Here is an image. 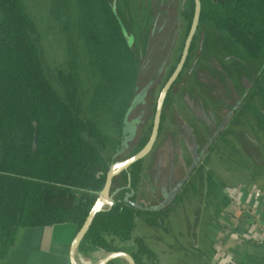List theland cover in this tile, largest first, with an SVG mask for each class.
Listing matches in <instances>:
<instances>
[{
	"label": "trees",
	"instance_id": "obj_1",
	"mask_svg": "<svg viewBox=\"0 0 264 264\" xmlns=\"http://www.w3.org/2000/svg\"><path fill=\"white\" fill-rule=\"evenodd\" d=\"M77 2L81 36L104 81L95 88L91 106L96 110L112 105L117 133L103 131L94 118L83 115L80 79L75 72L60 73L63 93L54 87L45 72L37 24L23 1L0 0V263L10 254L23 228L70 223L80 230L104 187L111 164L139 151L151 132L148 127L132 149L120 155L128 138L125 122L140 71L134 40L110 0ZM194 11V0L180 11L188 24L182 50ZM201 25L225 31L242 47L246 57L262 61L247 96L257 92L264 100V0H201L198 28ZM196 37L183 71L189 65ZM181 54L182 51L170 74ZM242 106L240 109L246 112H257L250 105ZM164 118L165 114L162 123ZM257 118L264 134V109L257 112ZM233 131L223 130L216 142L221 138L228 142L225 134ZM143 167L141 159L114 179V185L122 182L123 188L115 194L110 208L94 216L79 246L82 254L120 251L121 243L133 239L139 215L146 216L150 224L163 225L174 203L159 209L137 203ZM206 186V196L222 202L217 212L229 205L225 186L212 173L207 176ZM137 242L140 255L151 254L141 239ZM139 254L135 258L140 262Z\"/></svg>",
	"mask_w": 264,
	"mask_h": 264
},
{
	"label": "rangeland",
	"instance_id": "obj_2",
	"mask_svg": "<svg viewBox=\"0 0 264 264\" xmlns=\"http://www.w3.org/2000/svg\"><path fill=\"white\" fill-rule=\"evenodd\" d=\"M22 1L31 18L37 24L38 45L45 72L51 83L60 93H63L60 73L75 72L80 79L83 115L94 118L103 131L116 135L112 120V105L101 106L96 110H93L91 106L95 88L104 81L85 39L81 36L78 26L77 0H67L64 3L54 2V0ZM110 1L117 6L128 32L134 35L133 50L140 67L135 90L137 94L146 89L160 69L163 60L159 53L156 58L152 56L153 54L151 55L154 48L153 42L156 39V37L155 39L147 38L152 28V17L141 24L140 16L147 17L149 13H152L154 17L156 10L161 8L162 2L170 5L168 9L170 28L168 27L169 32L166 33L168 37L166 50L171 53L170 65L166 66L165 71L160 73L161 75L159 74L154 90L147 91V104L143 105L139 101L128 113L127 120L133 122L134 128H136L134 132L137 133L139 127L143 125L142 122H145L146 127L152 124L154 104L167 79L170 66L176 63L182 51V41L188 24L181 16L180 11L187 9L191 0ZM174 29L177 38H172ZM196 36V46L189 65L183 71L181 79L172 92L175 97V110L172 113L170 109L164 126L168 129L172 124L191 126L197 122L200 125L203 121L206 129L209 130L205 136H212L216 126L229 115H233V121L226 128L234 130L232 134H225V139L228 142L222 141L221 138L213 144L214 146L202 157L198 168L191 172L186 187L194 208L203 204L202 206L205 205L209 210L217 212L218 205H222L221 200H212V196H206V180L210 173L218 183L225 186V194L227 188L237 186L241 182L255 181L263 186L264 134L263 129L259 126L257 112L263 111L264 100L262 94L257 92L247 96L254 87L263 64L262 61L246 57L238 43L225 31L212 25H201ZM243 104L250 105L257 112L255 113L253 110L246 112L244 108L237 111L236 109L241 108ZM194 113L201 117L199 121L192 118ZM138 119L141 122H136ZM144 125L137 137L145 134ZM174 132L177 131L174 130ZM133 137L128 140L129 143L134 140ZM163 139L161 138L158 146L163 143ZM171 145L172 148L174 146L173 150L177 151L178 149L177 146L170 144L165 152L166 157L171 153ZM128 147V145L125 146L121 156L127 154ZM184 149L186 153V148ZM153 154L154 150L144 159L145 164L148 165L152 162ZM175 158L177 160V155ZM168 218L169 216L164 219L163 225L167 224ZM129 242L120 244L122 251L132 252ZM90 254H83L84 259L89 260Z\"/></svg>",
	"mask_w": 264,
	"mask_h": 264
},
{
	"label": "crops",
	"instance_id": "obj_3",
	"mask_svg": "<svg viewBox=\"0 0 264 264\" xmlns=\"http://www.w3.org/2000/svg\"><path fill=\"white\" fill-rule=\"evenodd\" d=\"M152 163H144L146 171L137 191L139 204H154L157 198L166 194L162 193L164 188L160 191L159 185L164 187L162 185H167L168 180L162 177L157 182ZM247 182L259 185L255 181ZM186 187L187 184L176 194L167 224L153 225L146 216H137L133 239L129 242L132 247L130 253L134 258L135 254L140 253L139 239L151 253L139 254L141 260L139 262L135 258L137 264H264V244L247 240L240 234L242 225L238 226L229 214L234 208L233 204L229 203L218 212L209 210L203 204L194 208ZM259 187L264 192V182ZM261 219L264 222V210ZM78 231L70 223L23 228L10 254L0 264H72V246ZM256 237L264 240V231ZM110 253L94 251L87 261L98 264ZM77 255L83 257L79 250L75 258ZM108 264L131 263L125 257H118Z\"/></svg>",
	"mask_w": 264,
	"mask_h": 264
},
{
	"label": "flooded vegetation",
	"instance_id": "obj_4",
	"mask_svg": "<svg viewBox=\"0 0 264 264\" xmlns=\"http://www.w3.org/2000/svg\"><path fill=\"white\" fill-rule=\"evenodd\" d=\"M169 8H170L169 4H165L162 2L161 8L160 9L158 8L156 10L157 12L154 13V17L152 15V13H149V15H150V16L148 15L149 17L148 16L146 17L145 15L140 16L141 24L144 21L149 20L148 18L152 17V28L150 30V35L148 33L147 38L151 39V37H152L153 39H155V37H156V39L153 42L154 48L152 51L153 53H151V55L153 54L152 56L154 58H156V56L159 53L160 54L159 56L162 57L163 60H162L161 66L159 67L160 69L157 71V74H155L154 78L151 79L149 84L146 86V89L144 91L140 92L139 94L136 93L131 109L133 108L134 104H136L139 101H141L143 105L147 104V100H146L147 94H148L147 91L151 92L154 90L153 88L156 85L155 81L156 80L158 81L159 74L163 73L165 71L166 66L168 67L170 65L169 62L171 60V55H170L171 53L167 52V50H166V47L168 46V41H167L168 37L166 36V33L169 32L168 30L170 28V24L168 22L169 21L168 14H170V12H168ZM180 26H179V30L181 28ZM140 28H141V26L139 27V30H140ZM173 31H174L173 32L174 34H173L172 38H175V37L177 38V36L175 35V29ZM131 35H132L133 40H134V35L133 34H131ZM186 39H187V37H186ZM185 42H186V40H185ZM182 52H183V50H182ZM181 56H182V54H181ZM178 63H177V65H178ZM177 65H176V67H177ZM171 67H172V65L170 66L167 79H166L165 83L163 84L160 92L162 91L164 85L166 84V82L168 81V79L170 78L172 73L174 72L173 71L170 74ZM183 69H182V71H183ZM180 79L181 78H179V77L176 79V81L173 83V85L171 86V88H170V90L166 96V99L164 102V108H163V112H162V118H163V114H165V118H164L163 123L161 120L159 135H158L157 141H156V143L152 149V151L154 150V154L152 155V158H151L153 161V163H152L153 173H154L155 179L157 180L158 183H159L160 178H162V177H164V178L166 177V179L168 180L167 185H162L164 187H161V185H159L160 191L162 190L161 188H164L163 192L162 191L161 192L164 194L166 193V194L157 198L155 200L154 204H151V203H150L151 205L139 204L140 206H142V205L146 206L148 209H159L161 207H165V206H168V205H171L174 203L175 198H176V194L178 193V191L180 189H182L186 186L187 182L189 181V179L191 177V172L198 168V166L201 163V159H203L202 157L204 156V154L207 151H209L212 146H214L213 144L216 143L220 133L229 126V124L231 123V120L233 118V115L232 116L229 115L226 119L222 120V122L216 126V129L214 130V133L212 134V136H205L209 133V130L206 129L207 127L204 125L203 121H201L200 125L196 122L195 124L193 123L191 126L182 125V124H172L171 127L166 129V127L164 126V122L168 118V112L170 111V109H171L172 113L175 110V104H174V98L175 97L172 95L173 94L172 92H173L174 88L176 87L177 82ZM180 87H182V85H180ZM160 92H159V95H160ZM169 94H171V96H170L169 102H167V97L169 96ZM159 95L157 97V100H156V102L154 104V108H153V110H154L153 120H152V124L149 126V127H151V131L153 128L154 115H155V110L157 107ZM239 104H241V103H239ZM239 109L240 108H238L236 110L238 111ZM192 118L199 121V118H201V117L198 114L194 113ZM136 122L139 123L141 121L138 119ZM142 124L144 125L145 122L144 123L142 122ZM140 125H138V126H140ZM142 126L139 127V130H137V133H136V132H134L136 128H134L133 122H129L128 120H126L125 132H126V134L128 133V138H126L127 140L124 142V148L126 145L129 146L128 149L126 150V153L130 149H132V145L134 143H137L139 141L140 137L143 135L142 134L140 137H137L138 133L142 129ZM173 127H175L174 130H176L177 132H174V130H172ZM144 128H145L144 130H146L148 127H146V125H144ZM150 135H151V132H150ZM150 135H149V137H150ZM131 137H133L134 140L137 139V140H135L136 142L133 140L131 143H129L128 140ZM161 138H164L163 143L160 146H158V143L161 140ZM148 140H149V138H148ZM170 144L177 146L178 149H177V151L173 150L174 146L172 148V145H171V147H170V149H172L171 153H170V155H168V157H166L165 152H167V148ZM184 148H186V151H187L186 153H185ZM139 151H137V152H139ZM151 152L148 155H150ZM136 153H134V154H136ZM174 155H175V157L177 155V160H175L176 158L174 157ZM130 156H132V155H130ZM130 156H128V157H130ZM128 157H126V158H128ZM126 158H123L121 160H124ZM121 160L119 159L117 161H121ZM189 160H190V165H189ZM144 171H146V170L143 167L142 176H143ZM114 183L115 182H113L112 192L115 190L120 191L123 188V186L121 185L122 182L121 183L118 182V183H116V185H114ZM174 191H175V193L173 194V196H171V194ZM137 203H139V202L137 201ZM156 207H158V208H156Z\"/></svg>",
	"mask_w": 264,
	"mask_h": 264
},
{
	"label": "water",
	"instance_id": "obj_5",
	"mask_svg": "<svg viewBox=\"0 0 264 264\" xmlns=\"http://www.w3.org/2000/svg\"><path fill=\"white\" fill-rule=\"evenodd\" d=\"M194 1H195L194 17L192 20V24H191V27H190L184 48H183L182 56L180 58V61L177 65L176 69L174 70V72L172 73V75L170 76V78L168 79L166 84L164 85L162 91L160 92L158 102H157V107L155 110V115H154L153 128H152L149 140L147 141L145 146L136 154H134V155H132V156H130L124 160L117 161V162H114L111 164V166L107 172V175H106V181H105L104 187L99 194V197L95 203V206L92 209V211H91L88 219L86 220L85 224L83 225V227L78 231L76 241L72 246V250H73L72 251V264H78L76 261V258H75V254L78 252L80 243L84 239V237L88 231V228H89L94 216L96 215V213L98 211L108 209L114 204V201H115L114 196L118 192V190H115L112 192L114 179L117 176H119L123 171L128 170L132 164H134L135 162H137L141 159H144L152 151V149H153V147L157 141L166 96H167L171 86L176 81V79L179 77L182 69L185 66V63L187 61V58H188V55L190 52V48H191V45H192V42L194 39V36L198 30V26L200 23L201 0H194ZM174 193H175V191L171 194V196H173ZM126 199H128V198L126 197ZM156 208H158V207H156ZM118 257H125L126 259L129 260V262L131 264H137L134 256L131 253L126 252V251H122V250L116 251V252H111L109 255H107V257L103 261H101L98 264H108L109 262L113 261L114 259H116Z\"/></svg>",
	"mask_w": 264,
	"mask_h": 264
},
{
	"label": "built area",
	"instance_id": "obj_6",
	"mask_svg": "<svg viewBox=\"0 0 264 264\" xmlns=\"http://www.w3.org/2000/svg\"><path fill=\"white\" fill-rule=\"evenodd\" d=\"M230 203L234 205L230 216L236 220L243 237L264 244L263 238L256 237L264 231V222L261 219L264 205V192L254 182H241L237 186L227 188ZM240 224V225H239ZM232 228V225H229ZM92 263V261H89ZM93 264V263H92Z\"/></svg>",
	"mask_w": 264,
	"mask_h": 264
},
{
	"label": "bare ground",
	"instance_id": "obj_7",
	"mask_svg": "<svg viewBox=\"0 0 264 264\" xmlns=\"http://www.w3.org/2000/svg\"><path fill=\"white\" fill-rule=\"evenodd\" d=\"M77 263L78 264H92L89 261L85 260L82 256L77 255Z\"/></svg>",
	"mask_w": 264,
	"mask_h": 264
}]
</instances>
